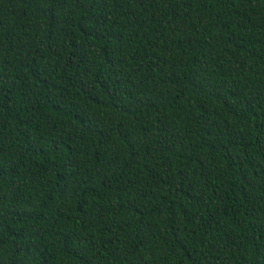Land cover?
<instances>
[{
	"label": "trees",
	"instance_id": "16d2710c",
	"mask_svg": "<svg viewBox=\"0 0 264 264\" xmlns=\"http://www.w3.org/2000/svg\"><path fill=\"white\" fill-rule=\"evenodd\" d=\"M0 264H264V0H0Z\"/></svg>",
	"mask_w": 264,
	"mask_h": 264
}]
</instances>
